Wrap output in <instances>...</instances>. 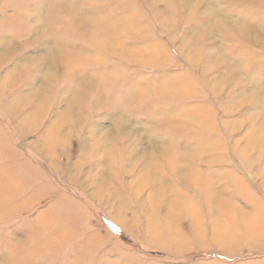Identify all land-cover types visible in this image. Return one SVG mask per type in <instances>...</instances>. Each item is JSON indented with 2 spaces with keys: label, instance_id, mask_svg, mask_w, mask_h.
<instances>
[{
  "label": "rangeland",
  "instance_id": "1",
  "mask_svg": "<svg viewBox=\"0 0 264 264\" xmlns=\"http://www.w3.org/2000/svg\"><path fill=\"white\" fill-rule=\"evenodd\" d=\"M0 123V264H264V0H0Z\"/></svg>",
  "mask_w": 264,
  "mask_h": 264
},
{
  "label": "crops",
  "instance_id": "2",
  "mask_svg": "<svg viewBox=\"0 0 264 264\" xmlns=\"http://www.w3.org/2000/svg\"><path fill=\"white\" fill-rule=\"evenodd\" d=\"M9 131H10V127L9 126H7L4 123H0V136H3L4 138L5 137H8V145H11L13 147H17L18 145H16L17 144L16 139L12 138V136L10 135V132ZM2 133H4L5 135L2 134ZM4 138H1V139H4ZM10 149L7 148V151L6 152H8ZM4 150H6V149H4ZM17 159H18V161L17 160H14V162L16 161L17 163L20 164V162L22 160H24L25 158H23V156H18ZM21 163H24V162H21ZM22 169L23 168L20 166L19 169H17L18 172L16 171V173L13 174L14 176H12V179H17L18 180V183L17 184L19 185V186H16V185H13V186L15 188L16 187L18 188V190H19L18 193H23V194H27L28 193V194H31V193H33V190H31L29 192H26V190H27V188H30V186L32 185L31 184L32 183V180H33V183H35L36 180L34 179V177L31 176V174L29 172H27V173L22 172V171H24ZM0 180H1V178H0ZM39 188H41L40 183L38 184V186H34V189H35L34 192H36V189H39ZM11 193H16V191L13 190V192H11ZM63 201L66 202V203H64V205H67V203L69 204V202H68L69 200H68L67 197L66 198H63ZM79 207H81L80 208L81 209V213H78V211H76L77 216L79 217V219L80 218L82 220L83 219L86 220L85 218H88L89 219V213H87V211H85V209L82 208L83 206L77 205L76 208H79Z\"/></svg>",
  "mask_w": 264,
  "mask_h": 264
},
{
  "label": "bare ground",
  "instance_id": "3",
  "mask_svg": "<svg viewBox=\"0 0 264 264\" xmlns=\"http://www.w3.org/2000/svg\"><path fill=\"white\" fill-rule=\"evenodd\" d=\"M75 109H76V108H75ZM75 109H72V110H75ZM77 112H79V113H77ZM80 114H82V113H81V110L76 109V110H75V115H74V116H79ZM79 117H80V116H79ZM103 141H104V143H106V144L109 142V141H108V138H106V139L103 140ZM156 172H157L156 170L152 169V171H151V175H152L153 178L157 177ZM178 173H179V175H180L179 178H183V179H185V177L188 176V174H189V166H185V165H184V168H182V170L179 171ZM222 202H223L224 204L227 203V201H222Z\"/></svg>",
  "mask_w": 264,
  "mask_h": 264
}]
</instances>
